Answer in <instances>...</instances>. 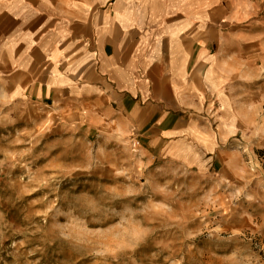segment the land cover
Instances as JSON below:
<instances>
[{
	"label": "rangeland",
	"instance_id": "374dc122",
	"mask_svg": "<svg viewBox=\"0 0 264 264\" xmlns=\"http://www.w3.org/2000/svg\"><path fill=\"white\" fill-rule=\"evenodd\" d=\"M5 79L0 264H264V102L215 155H179L191 166Z\"/></svg>",
	"mask_w": 264,
	"mask_h": 264
},
{
	"label": "crops",
	"instance_id": "0c3cea01",
	"mask_svg": "<svg viewBox=\"0 0 264 264\" xmlns=\"http://www.w3.org/2000/svg\"><path fill=\"white\" fill-rule=\"evenodd\" d=\"M0 73L193 166L264 102V0H0Z\"/></svg>",
	"mask_w": 264,
	"mask_h": 264
}]
</instances>
